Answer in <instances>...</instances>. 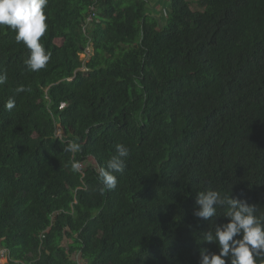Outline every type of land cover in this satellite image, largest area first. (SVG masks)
Instances as JSON below:
<instances>
[{
	"label": "trees",
	"instance_id": "1",
	"mask_svg": "<svg viewBox=\"0 0 264 264\" xmlns=\"http://www.w3.org/2000/svg\"><path fill=\"white\" fill-rule=\"evenodd\" d=\"M91 4L48 0L37 72L0 25V249L8 264H200L228 220L194 216L198 193L264 215V0H100L84 32ZM116 144L125 171L101 194Z\"/></svg>",
	"mask_w": 264,
	"mask_h": 264
},
{
	"label": "clouds",
	"instance_id": "2",
	"mask_svg": "<svg viewBox=\"0 0 264 264\" xmlns=\"http://www.w3.org/2000/svg\"><path fill=\"white\" fill-rule=\"evenodd\" d=\"M47 3L48 0H0V25L8 26L14 31L15 41L22 42L29 50V56L24 64L31 72L45 68L51 58V54L46 52L40 42L47 30L44 13ZM89 45L90 43L80 58L85 55ZM91 47V53L84 59L81 58L82 61L94 55L92 44ZM6 81L7 75L0 74V85ZM22 91H24L23 87L16 89L17 93ZM15 106V100L12 98L8 99L4 105L9 112ZM63 148L64 152H75L79 150V145L69 142ZM115 153L108 160L107 168L99 172V179L103 185L99 188L101 194L117 187V177L114 173L123 174L125 171V159L129 156L128 148L123 144H116ZM72 168L73 171L78 172L79 163L74 162ZM218 207L226 209L224 217L228 222L217 225L214 234L211 231L207 232L204 241L215 243L219 251L212 253L207 249H201L200 264H229V261L230 264H257L258 261L264 264V215H256V205H250L245 200L235 199L232 195H221L211 190L196 195V208L193 214L197 218L208 220L216 216Z\"/></svg>",
	"mask_w": 264,
	"mask_h": 264
},
{
	"label": "built area",
	"instance_id": "3",
	"mask_svg": "<svg viewBox=\"0 0 264 264\" xmlns=\"http://www.w3.org/2000/svg\"><path fill=\"white\" fill-rule=\"evenodd\" d=\"M99 4L100 0H92V4L89 7V16L86 18L85 24L83 26L84 32H87L89 25H92V21L97 16V13L99 12ZM92 47L91 44L87 47L84 57L88 56L89 53H91ZM10 260V253L7 249L1 248L0 249V264H2L3 261H5L6 264H8Z\"/></svg>",
	"mask_w": 264,
	"mask_h": 264
},
{
	"label": "rangeland",
	"instance_id": "4",
	"mask_svg": "<svg viewBox=\"0 0 264 264\" xmlns=\"http://www.w3.org/2000/svg\"><path fill=\"white\" fill-rule=\"evenodd\" d=\"M163 1H164V0H151V3H158V2H159V4H158V6H159V5L162 4ZM200 1H201V0H193V4H192V8H193V10H203V8L200 6ZM158 6H157V7H158ZM167 6L171 9L172 3L169 2ZM60 43H61V42H60ZM81 58L84 59V56H82ZM86 60H89V58H87ZM83 71H85V69H83ZM57 135H58V137H62V136H64V132H63V130H62L60 127H58ZM88 163L91 164V165H93V166L95 165V162H94L93 160H89ZM71 243H72V242H71L70 240L67 239V240H65L64 245H65V246H68V245L71 244ZM73 257H74V259L78 260L79 264H88V263L82 258V256H81L80 253L74 255ZM2 264H6L5 261H3Z\"/></svg>",
	"mask_w": 264,
	"mask_h": 264
}]
</instances>
